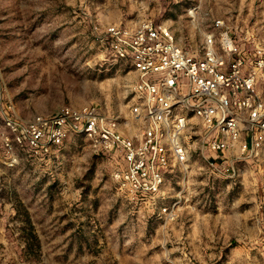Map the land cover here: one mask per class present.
Instances as JSON below:
<instances>
[{"label": "rangeland", "instance_id": "374dc122", "mask_svg": "<svg viewBox=\"0 0 264 264\" xmlns=\"http://www.w3.org/2000/svg\"><path fill=\"white\" fill-rule=\"evenodd\" d=\"M217 18L241 46L264 47V0H0L1 131L4 115L64 106L128 112L135 71L110 54L107 25L152 19L197 47ZM189 164L164 198L139 200L84 135L40 159L12 156L0 132V264H264V148L234 176L200 150Z\"/></svg>", "mask_w": 264, "mask_h": 264}, {"label": "built area", "instance_id": "2783aa9c", "mask_svg": "<svg viewBox=\"0 0 264 264\" xmlns=\"http://www.w3.org/2000/svg\"><path fill=\"white\" fill-rule=\"evenodd\" d=\"M212 25L197 47L152 19L107 25L110 54L135 71L128 109L137 134L127 133L133 127L118 108L64 106L31 119L4 115L5 148L15 156L17 146L26 147L46 159L72 133L84 135L96 152L119 159L113 176L139 200L164 198L167 181L176 170L188 173L197 150L234 176L244 154L264 148V47L241 46L222 18Z\"/></svg>", "mask_w": 264, "mask_h": 264}, {"label": "crops", "instance_id": "0c3cea01", "mask_svg": "<svg viewBox=\"0 0 264 264\" xmlns=\"http://www.w3.org/2000/svg\"><path fill=\"white\" fill-rule=\"evenodd\" d=\"M113 23H123V24H130V23H127V22H125L124 23V21H119V22H113ZM112 24V23H111ZM118 109H120L119 107H118ZM125 114V117H126V119L128 120L129 119V109H128V112H124ZM132 123V122H131ZM137 129H138V126L136 125V126H134L133 128H128L127 129V133L128 134H130V135H133V134H137L138 133V131H137ZM115 159H117V161H118V163H119V159L118 158H116V157H114Z\"/></svg>", "mask_w": 264, "mask_h": 264}]
</instances>
